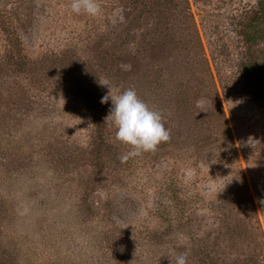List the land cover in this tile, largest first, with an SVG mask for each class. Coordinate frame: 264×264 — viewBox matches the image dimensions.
Wrapping results in <instances>:
<instances>
[{"label": "rangeland", "instance_id": "obj_1", "mask_svg": "<svg viewBox=\"0 0 264 264\" xmlns=\"http://www.w3.org/2000/svg\"><path fill=\"white\" fill-rule=\"evenodd\" d=\"M70 2L0 0V264H264V0ZM99 79L170 139L121 159Z\"/></svg>", "mask_w": 264, "mask_h": 264}, {"label": "clouds", "instance_id": "obj_2", "mask_svg": "<svg viewBox=\"0 0 264 264\" xmlns=\"http://www.w3.org/2000/svg\"><path fill=\"white\" fill-rule=\"evenodd\" d=\"M70 9L75 14L89 17L102 14L98 0H71ZM98 83L109 89L100 102L103 104L111 101L104 123L115 129V140L130 147V151L121 159L154 151L159 143L170 139V131L163 123L161 112L142 100L134 88H125L112 94L109 80L99 79ZM175 264H187V254L175 256Z\"/></svg>", "mask_w": 264, "mask_h": 264}]
</instances>
